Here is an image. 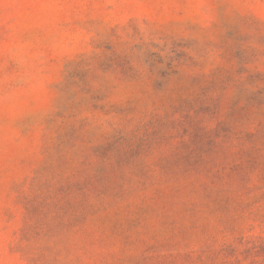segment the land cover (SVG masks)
<instances>
[{
	"label": "rangeland",
	"instance_id": "rangeland-1",
	"mask_svg": "<svg viewBox=\"0 0 264 264\" xmlns=\"http://www.w3.org/2000/svg\"><path fill=\"white\" fill-rule=\"evenodd\" d=\"M0 264H264V0H0Z\"/></svg>",
	"mask_w": 264,
	"mask_h": 264
}]
</instances>
